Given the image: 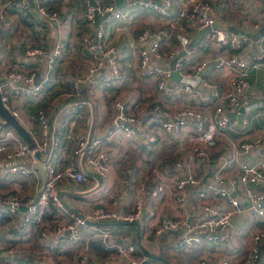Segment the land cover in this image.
<instances>
[{
  "label": "built area",
  "instance_id": "built-area-1",
  "mask_svg": "<svg viewBox=\"0 0 264 264\" xmlns=\"http://www.w3.org/2000/svg\"><path fill=\"white\" fill-rule=\"evenodd\" d=\"M72 1L0 0V26L10 27L8 10L22 14L27 24L17 36L23 42L24 54L29 58L45 57L46 61L45 66L6 65L3 46L0 49V78H3L0 90L4 104L19 118L20 109L12 104L13 90L39 103L37 132H31L33 146L12 125H6L0 114V177L8 172L29 175L35 186L32 193L27 194L0 191V212L5 209L9 221L18 223L17 233L20 234L16 238L18 243L0 244L1 264H16L23 252L33 249V242L29 239L33 234V222H36L47 259L54 264H140L147 255L138 252L136 242L125 236L113 237L112 228L99 223L115 220L138 221L148 236H161L166 240L165 244L174 246L173 253L182 255L186 264H264L260 262L264 244V156L253 161L242 158L263 146L264 137L255 132L252 136L235 138L230 132L235 123L233 114H239L240 106L251 102L249 75L264 61V52L255 55L253 60L238 52L228 53L226 50L243 46V36L237 30L216 25L210 0L177 2L176 11L172 10L174 0H123L122 3L81 0L84 9L81 22L88 29L78 36L77 43L89 55L90 62L86 75L79 74L72 81L73 91H78L81 82L104 65L107 71L101 75L103 84L121 83L126 79L118 53L122 42L109 43L106 29L115 20L132 22L129 6L134 4L153 9L163 16L175 14L180 21L178 25L182 24L176 31L173 26L167 31L144 27L130 44L138 53L142 72L154 77L158 89H168V80L173 77L175 69L180 80L173 86L174 94H188L193 101L176 111L167 104L154 106L149 109L153 113L152 119L145 121L137 111L127 108L129 101L116 96L110 125L105 132L80 134L73 147V159L61 164L56 157L64 134L54 130L51 109L43 98L48 94L46 86L57 77L59 63L68 54L64 22L69 17L67 12L71 11ZM252 26L258 28L259 22L254 21ZM206 27L210 28L207 34L191 44L189 30ZM54 29L55 40L49 47L44 34H50ZM210 49L215 53L212 69L204 73L202 70L209 62L205 52ZM153 57L172 58L174 67L153 62ZM225 72H230V77L228 84L222 85L221 76ZM200 84L208 86L212 92L208 96L202 95L197 87ZM92 104V98L81 97L75 100L72 109L78 112ZM249 124V118H244L242 127L246 129ZM141 129L152 144L167 143L166 135L188 137L187 144L180 141L174 150L172 177L176 212H161L153 203V199H159L165 191L157 162L161 158L158 153L153 156L156 162L150 163L152 170L134 187L133 200L128 208L116 206V199L112 203L98 201L84 212L69 207L59 195L61 182L85 184L91 175L107 177L112 168L109 149L113 137L118 133L133 137ZM223 140L224 147L219 148ZM36 151H40L39 157ZM26 156L31 157L32 163L19 161ZM201 158L215 162L210 179L209 168L198 164ZM80 160L82 164L78 162ZM34 162L45 166L44 179H41L40 168ZM193 190L195 198L200 201L193 209L198 215L192 222H187L183 214L187 213V198ZM51 204L54 205L52 209ZM23 206L25 211L19 215ZM46 211L53 213L51 218L44 219ZM236 217L244 219L242 227L235 226ZM184 224L187 226L183 231H175ZM80 227H91L93 236L106 251L96 253L87 240L72 257L65 254L57 257L55 250L60 236L69 231L73 239L78 240ZM241 240L243 244L238 247ZM238 249L244 250L242 257L231 258Z\"/></svg>",
  "mask_w": 264,
  "mask_h": 264
},
{
  "label": "crops",
  "instance_id": "crops-1",
  "mask_svg": "<svg viewBox=\"0 0 264 264\" xmlns=\"http://www.w3.org/2000/svg\"><path fill=\"white\" fill-rule=\"evenodd\" d=\"M115 1L117 3L123 2V0ZM191 1L174 0L172 10L176 11L178 9L179 5L177 2L190 3ZM210 1L213 3L216 25L222 29L237 30L243 36V46L239 49L226 50L228 53L238 52L245 58L253 60L255 55L264 52V0ZM71 3V11L67 12L69 17L64 22L68 54L59 63V71L56 73L57 77L54 82L46 86L48 94L43 98L45 104H48L51 109L50 114L54 124V130L63 131L64 134L62 137V146L58 149L56 157L60 159L61 164H66L73 159V147L80 134L88 133L91 135H99L105 132L106 128L110 125L113 99L116 96L122 97L127 102L129 101L127 108L137 111L142 118L141 120L145 121L152 119L153 113L149 109H152L154 106L167 104L176 111L193 101L188 94H174L172 89L175 82L180 80L179 73L178 76L173 75L168 80V89H158L154 77L146 72H142L138 53L130 44L135 39L137 32L144 27L167 31L169 27L173 26L175 28L174 31H176V29H181L179 26L182 24L178 25L180 21L176 18L175 14L163 16L153 9L134 4L129 6V11L133 15L132 22L115 20L106 29V40L109 43L122 42V47L118 50V53L122 68L125 69L127 74L126 79L121 83L111 85L103 84L101 82V75L107 71V66L104 65L90 78L81 82L78 91H73L71 83L79 74L86 75L90 57L77 43L78 36L88 29L81 22L84 11L83 2L81 0H73ZM7 17L10 21V27L2 28L0 26V49L3 46L6 65L9 63H24L29 66H35L37 64L45 66V57L29 58L24 54L23 42L18 39L17 34L27 24L25 17L13 9L7 11ZM254 21L259 22L258 28L252 26ZM46 27H48V24ZM204 29L189 30L191 44L202 39L210 28L205 33L202 32ZM54 32L55 29L50 34H44L47 36V46L49 47L54 43ZM205 54L208 56L209 62L202 71L207 73L212 69V59L215 53L210 49ZM173 61L172 58L161 59L153 57V62L171 67H173ZM229 77L230 72H225L221 76L222 85L228 84ZM249 78L252 81L250 89L251 96L249 98L251 102L246 105L242 104L240 106L241 112L239 114H233L235 116V123L233 129H230V132L235 138L252 136L255 132L261 133L264 137V61L261 62L260 66L254 67L251 70ZM197 87L202 95L208 96L212 92L204 84H200ZM81 97L92 98L93 104L75 112L72 109L74 102ZM11 99L12 104L20 109L21 114L18 119L29 129L30 134L31 132L35 134L38 128L36 122V102L26 95L20 94L17 90H13ZM244 118H249L250 120V124L246 129L242 127ZM165 141L168 142L152 144L146 137L143 129L133 137H126L119 133L116 134L110 143L109 155L112 168L108 176L100 178L91 175L85 184H77L74 181H63L59 187V195L69 207L80 212L86 211L98 201L112 203L115 199L117 200L116 206H126L128 208V205L133 200L134 187L141 177L147 175L152 170L150 163L156 162L155 159L153 160V156L158 153L161 158L157 162L160 166L161 179H163L165 184V191L159 199H153V203L160 208L161 212L165 210L169 213L176 212L173 198L174 182L172 177V173L174 172V150L180 144V141L187 144L188 137L176 136L174 134L166 135ZM224 144L225 141L223 140L219 148L224 147ZM262 156H264V144L260 148L243 155L242 158L253 161ZM23 160L27 163H32L30 156L19 158V161ZM78 162L82 164L81 160ZM37 163L34 162V165H37ZM214 163V161L212 162L208 158H201L198 163L209 168V179L212 178ZM39 171L41 179H44L45 172L43 175L40 169ZM34 188L35 186L29 175H18L8 172L3 177H0V191H3V193L19 191L27 194L32 193ZM194 193L195 190L192 191V195H188L186 205L187 213L183 214L187 217V222H192L198 215L193 212V209L200 201L195 198ZM19 211V215H21L25 211V207L23 206ZM47 213L46 215H48ZM52 214L49 212V215L52 216ZM51 216L47 217L43 215L44 219L51 218ZM9 220L10 217L6 213V210L3 209V212L0 214V244L2 245L19 242L17 240L20 237V234L17 233V229H19L18 223ZM243 220L242 217H236L234 220L235 226L242 227ZM99 223L112 228L114 232L113 237L120 238L125 236L135 241L138 246V252H144L138 243V227L134 222L116 223L114 221H101ZM32 226L33 234L31 233L32 235L29 239L31 243L33 242V249L23 252L16 264H54L47 259L46 250L40 242L36 222H33ZM186 226L184 224L175 231L181 232L180 230L183 231ZM92 231L91 227H80L78 230L80 239L78 240L73 239L74 236L69 231H65L60 236L55 250L57 257L63 254L72 257L87 240L91 243L93 251L98 254H103L106 248L93 236ZM141 231L142 225L140 223L141 240L148 249L162 253L169 258L173 250L169 249L165 252L164 247L170 246L164 243L166 242L165 239H162L161 236H148L144 231ZM242 241H239L238 247L243 244ZM261 249L262 257L260 262L262 263L264 262V244ZM243 254L244 250L238 249L231 254V258L240 259ZM152 264L163 263L160 259L153 258Z\"/></svg>",
  "mask_w": 264,
  "mask_h": 264
},
{
  "label": "water",
  "instance_id": "water-1",
  "mask_svg": "<svg viewBox=\"0 0 264 264\" xmlns=\"http://www.w3.org/2000/svg\"><path fill=\"white\" fill-rule=\"evenodd\" d=\"M208 29L209 27H206L202 32L205 33ZM172 66L174 67V63H172ZM173 75L178 76V71L174 69ZM1 80H3V78H0V81ZM0 114L4 118L6 125H12L20 133V135L30 144V146L34 145L29 129L14 115V113L4 104L3 100L1 99V90H0ZM35 154L39 157L40 151H36ZM37 166L40 168L42 174L44 175L45 166L39 163H37ZM114 222L126 223L127 221L116 220ZM134 223L138 227V233H137L138 243L141 246V248L144 250L145 254L147 255V257H145L140 264H152L153 258H158L166 262L167 264H177L167 256L163 255L162 253L151 251L150 249H148L141 240L140 223L138 221H135Z\"/></svg>",
  "mask_w": 264,
  "mask_h": 264
},
{
  "label": "rangeland",
  "instance_id": "rangeland-1",
  "mask_svg": "<svg viewBox=\"0 0 264 264\" xmlns=\"http://www.w3.org/2000/svg\"><path fill=\"white\" fill-rule=\"evenodd\" d=\"M202 85V84H201ZM204 89H206L205 87H204ZM53 208V205L51 204V207H50V209H52ZM47 216H51V215H47ZM169 249H174V246H168V247H164V250H165V252L166 251H168ZM169 258L172 260V261H174L175 263H177V264H186L184 261H183V258H182V255H179V254H177V256L174 254V253H171L170 254V256H169ZM162 261V260H161ZM162 263L163 264H167V263H165L164 261H162Z\"/></svg>",
  "mask_w": 264,
  "mask_h": 264
},
{
  "label": "trees",
  "instance_id": "trees-1",
  "mask_svg": "<svg viewBox=\"0 0 264 264\" xmlns=\"http://www.w3.org/2000/svg\"><path fill=\"white\" fill-rule=\"evenodd\" d=\"M37 104V107L39 106V103H36ZM54 206V205H53ZM100 242V241H99Z\"/></svg>",
  "mask_w": 264,
  "mask_h": 264
}]
</instances>
